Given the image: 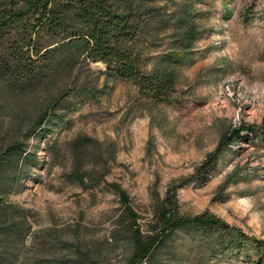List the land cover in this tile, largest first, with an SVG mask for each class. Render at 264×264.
I'll use <instances>...</instances> for the list:
<instances>
[{
    "label": "rangeland",
    "instance_id": "obj_1",
    "mask_svg": "<svg viewBox=\"0 0 264 264\" xmlns=\"http://www.w3.org/2000/svg\"><path fill=\"white\" fill-rule=\"evenodd\" d=\"M144 2L187 16L195 30L180 59L166 52L177 45L183 25L160 12L142 15L141 32L131 43L144 73L172 71V99L141 95L132 80L105 76L100 62L63 65L67 53L59 50L51 58L52 73L39 71L19 86L0 80V153L17 143L36 160L21 166L8 199L29 210L31 230L39 235L52 232L94 246L101 264H127L126 216L109 183L126 192L141 233L173 185L181 215L207 212L257 242L218 244L199 230L177 229L142 264H264V0ZM19 29L1 35L0 54ZM36 37L41 44L50 41L41 31ZM56 98L44 123L33 129ZM236 128L241 129L231 137ZM79 135L101 142L97 151L105 152L109 142L114 146L107 167L93 169L104 171L103 181L85 188L65 176L70 141ZM225 136L230 141L201 173L198 166ZM46 239L42 253L61 255Z\"/></svg>",
    "mask_w": 264,
    "mask_h": 264
},
{
    "label": "trees",
    "instance_id": "obj_2",
    "mask_svg": "<svg viewBox=\"0 0 264 264\" xmlns=\"http://www.w3.org/2000/svg\"><path fill=\"white\" fill-rule=\"evenodd\" d=\"M159 10L144 0H0V37L7 28H20L0 54V80L19 86L37 76L39 71L52 73L55 65L51 58L59 50L67 53L68 58L60 61L63 65L71 61L72 68L79 59L100 62L104 64L102 73L105 76L132 80L141 95H150L156 102H168L172 99L168 92L173 83L172 71L162 67L144 73L140 68L139 53L131 43L141 32L142 15L149 17L160 12L167 20L176 18L183 25L175 38L177 45L166 52L180 59L191 48L195 30L187 16ZM40 31L47 34L50 41L41 44L36 39ZM38 60H44L38 68L31 65ZM56 101L59 99H54L35 118L33 129L44 123ZM241 128L234 129L230 136H236ZM226 137L218 140L214 150L198 166L201 173L210 169L230 141ZM100 144L85 135L70 141L71 165L65 174L69 180L84 188L103 181L104 171L96 174L93 169L96 165L107 167L108 161L113 160L114 146L109 142L105 152H101L96 148ZM24 152L23 146L13 143L0 153V264H101L99 250L92 244L93 248L52 232L45 236L39 235L40 231H32L29 210L8 199V193L18 183L21 166L27 160L36 163L35 154ZM109 185L116 191L126 216L124 225L131 244L127 264H142L154 248L177 229L199 230L208 235L212 243L218 244L226 239L238 247L253 246L257 242L207 212L191 217L181 215L177 209L176 186L173 185L167 187L162 200L153 207L152 219L146 224L147 233H141L136 223L138 216L129 204L126 192L115 183ZM29 236L30 243L26 247ZM46 237L58 245L61 255L42 253L40 249L46 244ZM115 239L117 237H113ZM260 243L264 245V241ZM31 247L34 248L29 251Z\"/></svg>",
    "mask_w": 264,
    "mask_h": 264
}]
</instances>
